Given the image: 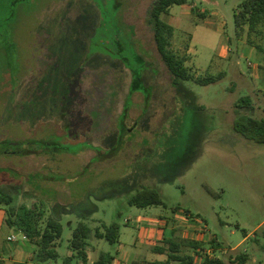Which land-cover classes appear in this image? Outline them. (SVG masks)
<instances>
[{"label": "rangeland", "instance_id": "obj_1", "mask_svg": "<svg viewBox=\"0 0 264 264\" xmlns=\"http://www.w3.org/2000/svg\"><path fill=\"white\" fill-rule=\"evenodd\" d=\"M154 1L0 0V188L15 197L7 217L29 206L41 234L62 217L53 264L68 258L79 219L117 223L120 242L99 248L116 256L121 243L135 252L153 217L201 226L206 248L228 249V262L257 245L264 261V145L232 131L239 115L264 118V27L237 31L245 0L172 6L163 17L175 29L172 50L196 76L225 75L208 86L181 82L178 91L147 25ZM131 67L149 69V101L131 88ZM245 97L251 108L238 109ZM142 187L157 189L164 204L129 205Z\"/></svg>", "mask_w": 264, "mask_h": 264}, {"label": "trees", "instance_id": "obj_2", "mask_svg": "<svg viewBox=\"0 0 264 264\" xmlns=\"http://www.w3.org/2000/svg\"><path fill=\"white\" fill-rule=\"evenodd\" d=\"M88 2L92 3V0H88ZM186 3L187 0H155L152 3L147 16V25L153 37L157 56L169 71L172 77L173 86L178 91H180L179 86L181 85V82L187 81L196 85L208 86L217 83L225 76L224 73H220L216 77L196 76L191 72L190 68L186 66L185 59L178 56L172 50V39L174 38L175 29L172 25L166 22L163 17L169 13V9L172 6L184 5ZM235 23L238 32L243 31L244 27L248 28L249 35L257 33L258 31L260 32L262 27H264V0H245L240 6V10L235 14ZM124 26L127 27L125 24ZM130 30L134 37V31L131 28ZM120 41V39H117V44L120 47L119 54L122 50V44H120ZM126 46L127 49H132L129 42ZM135 57L136 60L140 62L146 61L144 55H139L137 53ZM148 64L150 65V63ZM143 69L141 68L140 70H137L133 67L128 69L132 75L131 88L133 87L134 90L142 88L147 93L149 101L152 96V89L146 87L142 82L143 72L148 71L149 69ZM251 105L250 98L245 97L239 100L236 107L238 109L251 108ZM124 110L125 113H123V117L125 118L128 105L125 106ZM67 115L68 114L63 111L61 117L65 119ZM232 131L243 139L264 145V118L256 119L249 115H239L232 125ZM122 134L124 135L123 131ZM128 202L129 205L140 209L164 204L160 192L157 189L150 187H142L139 189ZM0 203L6 206L14 205L15 197L11 194L9 188H0ZM36 219L37 213L33 209L22 206L19 209L18 215L15 214V208L12 207L9 211L7 221L10 226L24 232L33 244L37 246L36 260L38 262L45 263L51 260H56L58 258V253L55 250L54 243L61 238L63 233L60 219L58 217H51L47 221L45 230L42 234L39 233L40 230H38L36 226ZM104 229L105 232L103 234H99V231L97 230L96 235L105 238L110 243L118 242L120 228L117 223H113L110 226L105 225ZM90 235L91 228L84 223H79L73 231V237L71 240V248L73 251L77 252V256L85 264L87 263L85 249L88 246ZM164 245L165 247L170 248L171 251H176L178 249V245L174 244L172 241H166ZM154 250L163 253L166 251V248L158 246L154 248ZM237 259L238 264H245L248 258L247 255L242 254L238 256ZM111 260L112 257L109 254H102L100 259L93 264H110ZM206 262L207 264L219 263L216 260H209V258H207Z\"/></svg>", "mask_w": 264, "mask_h": 264}, {"label": "crops", "instance_id": "obj_3", "mask_svg": "<svg viewBox=\"0 0 264 264\" xmlns=\"http://www.w3.org/2000/svg\"><path fill=\"white\" fill-rule=\"evenodd\" d=\"M3 205L4 204L0 203V264H53V261H56L60 257L58 249L62 245L61 240L64 229L61 238L56 240L54 243L55 250L58 253V258L56 260L40 263L36 260L37 246L33 244L29 238L27 240H23L22 234L24 232L8 224L7 206L4 205V207H2ZM141 218L142 220H148L147 216H142L139 220H141ZM175 222L184 225V229L178 230V226L175 225ZM60 223L62 225V217L60 218ZM79 223L86 224L84 219H79L76 227ZM149 223L150 225L148 226L147 231L143 234L142 238H137L135 240V252L127 251L126 245L121 243V247L117 251L116 256L107 253L104 249H102V251L99 249L102 245V241L106 239L97 236L96 232L98 230L99 234H103L105 232L104 226L108 225L101 222L97 225H95V223H91V226H89L91 228V235L88 240V246L85 249V253L87 255L86 264L95 263L100 259L102 254H109L112 257L110 264H207L206 257H209V260H216L219 262L217 264H237L234 261L238 258V256L231 257L230 262L227 261L228 257L226 258V255L230 252L228 249L220 246L214 250L206 248L207 246L204 244L211 238L208 239V235L203 233L204 230L201 229V226L188 221L185 222L183 219L161 221L157 218L154 219V217L150 219ZM11 236H16V240L10 241L9 238ZM249 237V235L246 236V239H249ZM120 239L121 234H119L118 242H120ZM212 239L216 240L219 245L220 242L216 237H213ZM71 240L69 242L70 252L68 258L64 261V264H72L73 260L76 258L79 259L78 264H85L77 256V252L73 251L71 248ZM180 240H184L183 243H187V245H189L187 250L181 249L179 244L181 243ZM166 241L174 242V244L178 245V249L176 251H171L170 248L165 247L164 243ZM5 242L16 243V245L9 246ZM158 246L166 248V251L163 253L156 252L154 248ZM261 250L262 248L257 245L254 247L252 254L243 253L244 255H247L248 258L245 264H264V261L259 260L258 257L260 256ZM231 251L233 252L235 249H232ZM95 253H99L98 258L93 257Z\"/></svg>", "mask_w": 264, "mask_h": 264}, {"label": "built area", "instance_id": "obj_4", "mask_svg": "<svg viewBox=\"0 0 264 264\" xmlns=\"http://www.w3.org/2000/svg\"><path fill=\"white\" fill-rule=\"evenodd\" d=\"M22 239H23V240H27V239H28V237H27V235H26L25 233L22 234ZM9 240H10V241H15V240H16V236H11V237L9 238Z\"/></svg>", "mask_w": 264, "mask_h": 264}]
</instances>
